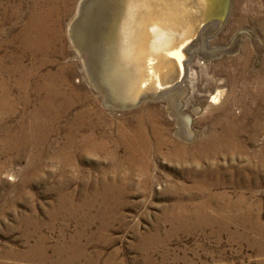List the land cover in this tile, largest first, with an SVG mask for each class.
Masks as SVG:
<instances>
[{"label":"rangeland","instance_id":"obj_1","mask_svg":"<svg viewBox=\"0 0 264 264\" xmlns=\"http://www.w3.org/2000/svg\"><path fill=\"white\" fill-rule=\"evenodd\" d=\"M91 1L81 0L75 14L79 0H22L17 21H0V264H264V0H231L227 21L203 34L204 56L188 51L195 97L217 85L227 91L193 128L219 118L223 102L244 125L234 145L204 151L191 143L206 132L181 141L162 101L110 110L88 86L75 59L76 34L66 29L69 19L72 29L87 21ZM10 3L0 0V12ZM33 5L43 17L38 28L47 36L58 30L45 70L59 67L64 75L48 104L27 72L11 69V36Z\"/></svg>","mask_w":264,"mask_h":264},{"label":"bare ground","instance_id":"obj_2","mask_svg":"<svg viewBox=\"0 0 264 264\" xmlns=\"http://www.w3.org/2000/svg\"><path fill=\"white\" fill-rule=\"evenodd\" d=\"M10 6H3L0 12V21L7 23L17 21L23 10L22 0H10ZM47 1V0H46ZM86 2V1H85ZM231 0H229V3ZM35 2L34 4H37ZM81 0L76 5L75 14L82 6ZM85 6V5H84ZM45 7V6H44ZM43 7V8H44ZM88 19L86 22L79 20L71 27L69 19L66 30L71 29L76 34L77 39L74 41L75 59L79 62L82 75L85 78L90 88L94 89L102 97L104 107L113 109H125L134 106H139L143 102L162 101L165 104L166 111L169 117L174 121L175 133L182 140H187L193 136H200L206 132L204 137L198 139L191 146L199 147L202 151L205 147H223L234 145L236 142L237 127L243 125V121H234L230 116V106L227 103H222L220 106L221 116L209 124H205L203 129L197 132L193 128V119L196 118V123L204 122L207 114L204 110L211 107L209 104L216 105L221 103L225 98L226 88L222 85L214 87L212 92L206 91V96L195 97L196 89V73L190 70L184 73L179 83H175L171 87L165 89H149L152 87L151 73L155 70V65L151 64L147 69L138 68L135 66V58L145 49H150L164 37H171L177 34L181 17L185 14H190L196 7L194 0H93L87 6ZM39 7L32 6V10L26 16L23 25L19 26L15 34H11V69L13 74L15 70H24L27 72L28 85L41 94L48 104L50 97L54 94V89L57 93L60 91L58 86L59 79L63 74L62 68L52 70L46 69L48 63H52L49 59L48 51L50 44L55 43L57 32L47 36L45 28H38L42 18L36 13ZM47 8V7H46ZM50 8V7H49ZM47 11V10H46ZM50 12V11H49ZM230 4L225 15L222 26L229 16ZM40 13V12H39ZM47 13V12H46ZM48 14V13H47ZM44 15V14H43ZM50 15V13H49ZM78 15V14H77ZM50 17V16H49ZM45 18V17H44ZM52 18V17H51ZM73 18V17H72ZM71 18V19H72ZM85 16H83V19ZM55 19V18H54ZM53 19V20H54ZM81 19V18H80ZM52 20V19H51ZM48 21V20H47ZM50 22V21H49ZM75 22V21H74ZM73 22V23H74ZM72 23V25H73ZM87 23V25H86ZM180 24V25H178ZM46 25V24H45ZM48 25V24H47ZM86 25V27H85ZM218 23L206 24L202 29V33L195 40L189 43L188 51L195 50L200 56H204L205 44L203 37L209 29H213ZM178 26V28H177ZM43 27V25H42ZM85 27L84 32L80 33L81 28ZM176 28V30H175ZM38 30V31H37ZM171 30V31H170ZM40 31V32H39ZM170 31V32H169ZM72 34V33H71ZM59 35V33H58ZM47 36V37H46ZM248 36L253 39L256 34L249 32ZM247 36V37H248ZM259 38V37H258ZM59 39V37L57 38ZM261 40V39H260ZM58 40H56L57 42ZM254 41V40H253ZM59 43V42H58ZM201 47H198V46ZM29 55L34 57L30 65H26L24 60ZM38 55L42 58H38ZM153 55V54H152ZM186 61L184 63V66ZM60 66V65H59ZM62 67V65H61ZM41 70L38 80H34V75ZM11 72V73H12ZM17 72V71H16ZM67 72V71H66ZM157 72V71H156ZM159 72V71H158ZM81 73V72H80ZM20 74V73H19ZM17 77V76H16ZM65 77V76H64ZM68 77V76H67ZM22 78V77H21ZM63 78V77H62ZM66 78V77H65ZM24 79V78H23ZM67 79V78H66ZM64 81V80H63ZM67 81V80H66ZM15 83V82H14ZM19 83V82H18ZM33 83L35 86H33ZM39 83L41 85H39ZM66 83V82H65ZM154 83V82H153ZM20 84V83H19ZM26 84V83H23ZM22 84V86H23ZM70 85V82H69ZM156 85V83H155ZM20 86V85H19ZM39 86V87H38ZM65 87V86H64ZM67 87V86H66ZM20 88V87H19ZM69 88V87H68ZM148 89V90H145ZM66 90V89H65ZM75 90V89H74ZM64 91V90H63ZM71 91V90H70ZM146 91V92H144ZM53 93V94H52ZM76 93V92H75ZM61 94V93H60ZM59 94V95H60ZM77 94V93H76ZM40 95V97H41ZM57 95V94H56ZM55 96V95H54ZM42 97V98H43ZM37 98V97H36ZM24 99V98H23ZM27 99V98H26ZM40 99V98H39ZM54 99V98H53ZM52 99V100H53ZM63 99V98H61ZM29 100V99H28ZM56 100V99H55ZM26 101V100H25ZM44 101V99H43ZM51 101V100H50ZM49 101V102H50ZM61 101V100H60ZM28 102V101H26ZM55 102V101H54ZM59 102V101H58ZM46 104V103H45ZM57 104V103H56ZM63 104V103H62ZM40 105V104H39ZM38 105V107H39ZM52 105V103H51ZM70 105V103H69ZM12 106V105H11ZM37 106V105H36ZM55 106V105H54ZM67 106V105H66ZM59 107V105H58ZM214 107V106H213ZM46 108V107H45ZM13 109V108H12ZM69 109V108H68ZM147 109V108H146ZM216 109V108H215ZM11 110V109H10ZM35 111V110H34ZM37 111V110H36ZM48 111V110H47ZM92 111V110H91ZM90 111V112H91ZM139 111V110H138ZM212 111V110H211ZM244 111V110H243ZM30 112V111H29ZM44 112V111H43ZM93 112V111H92ZM46 113V112H45ZM67 113V112H66ZM79 113V112H78ZM84 113V112H83ZM139 113V112H138ZM152 113V112H151ZM260 113V112H259ZM31 114V113H30ZM57 114V112H56ZM55 114V115H56ZM87 114V112H86ZM85 114V115H86ZM141 114V113H140ZM153 114V113H152ZM247 114V112H245ZM252 114V113H251ZM262 114V113H261ZM65 115V114H64ZM81 115V114H80ZM90 116V114L88 113ZM96 115V114H95ZM148 115V114H147ZM150 115V114H149ZM244 115V114H243ZM28 116V115H27ZM44 116V115H43ZM72 116V115H71ZM87 116V115H86ZM141 116V115H140ZM152 116V115H151ZM150 116V117H151ZM258 116V115H257ZM36 117V115H35ZM77 117V116H76ZM135 117V116H134ZM38 118V117H37ZM45 118V117H44ZM59 118V117H58ZM86 118V117H85ZM207 118V117H206ZM252 128L256 130L258 121L256 115ZM262 118V117H261ZM89 119V118H88ZM91 119V118H90ZM159 119V117H158ZM157 119V120H158ZM168 119V118H167ZM243 119V118H242ZM249 119V118H248ZM34 120H37L36 118ZM51 120V119H50ZM55 120V119H54ZM65 120V119H64ZM74 120V119H72ZM87 120V119H86ZM133 120V119H132ZM137 120V119H136ZM141 120V119H140ZM149 120V119H148ZM153 120V119H152ZM209 120V119H208ZM31 121V120H30ZM42 121V120H41ZM44 121V120H43ZM59 121V120H58ZM79 121V118H78ZM101 121V120H100ZM144 121V120H143ZM207 121V120H206ZM246 121V120H245ZM47 122V121H46ZM68 122V121H67ZM66 122V123H67ZM91 122V121H90ZM96 122V121H95ZM99 122V121H98ZM138 122V121H137ZM141 122V121H140ZM149 122V121H148ZM260 122V121H259ZM262 122V121H261ZM33 123V122H32ZM37 123V122H36ZM207 123V122H206ZM89 124V123H88ZM93 124V123H92ZM96 124V123H95ZM94 124V125H95ZM136 124V123H135ZM141 124V123H140ZM162 124V123H160ZM264 124V123H263ZM20 125V124H19ZM30 125V124H29ZM44 125V124H43ZM42 125V126H43ZM46 125V124H45ZM79 125V124H78ZM100 125V124H98ZM155 125V124H154ZM35 126V125H34ZM33 126V127H34ZM39 126V125H38ZM90 127V125H88ZM126 126V125H125ZM124 126V127H125ZM137 126V125H136ZM157 126V125H155ZM159 126V125H158ZM244 126V125H243ZM24 127V126H23ZM36 127V126H35ZM67 127V124H66ZM84 127V126H83ZM87 127V128H89ZM135 127V126H134ZM142 127V126H141ZM153 127V126H152ZM161 127V126H160ZM173 127V126H172ZM261 127V126H260ZM42 128V127H41ZM74 128V127H73ZM77 128V127H76ZM157 128V127H156ZM207 128V131L204 129ZM246 128V127H245ZM30 129V128H29ZM79 129V128H78ZM81 129V128H80ZM94 129V128H93ZM137 129V128H136ZM149 129V128H148ZM166 129V128H164ZM242 129V128H241ZM262 129V128H261ZM83 130V129H82ZM89 130V129H88ZM126 130V129H123ZM129 130V129H128ZM153 130V129H152ZM155 130V129H154ZM258 130V128H257ZM18 131V130H17ZM68 131V130H67ZM85 131V130H84ZM141 131V130H140ZM150 131V130H149ZM170 131V130H169ZM173 131V130H172ZM242 131V130H241ZM22 132V131H21ZM91 132V131H90ZM135 132V131H134ZM151 132V131H150ZM243 132V131H242ZM253 132V131H252ZM250 132V133H252ZM26 133V132H25ZM38 133V132H37ZM40 133V132H39ZM67 133V132H66ZM83 133V132H82ZM127 133V132H126ZM147 133V132H146ZM87 134V133H86ZM85 134V135H86ZM90 134V133H89ZM154 134V133H153ZM171 134V133H170ZM254 134V133H253ZM101 135V134H100ZM103 135V134H102ZM134 135V134H133ZM43 136V135H42ZM67 136V135H66ZM74 136V135H73ZM128 136V135H127ZM131 136V135H130ZM238 136V135H237ZM246 136V135H245ZM18 137V136H17ZM16 137V139H17ZM28 137V136H27ZM89 137V136H88ZM120 137V136H119ZM135 137V135H134ZM143 137V136H142ZM252 137V136H251ZM19 138V137H18ZM72 138V137H71ZM90 138V137H89ZM93 138V137H92ZM100 138V137H99ZM98 138V139H99ZM144 138V137H143ZM164 138V137H163ZM166 138V137H165ZM171 138V136H170ZM121 139V138H120ZM129 139V138H128ZM138 139V138H137ZM241 139V138H240ZM22 140V139H21ZM77 140V139H74ZM83 140V139H82ZM135 140V139H134ZM14 141V140H13ZM23 141V140H22ZM66 141V139H65ZM88 141V140H87ZM91 141V140H89ZM93 141V140H92ZM123 141V140H122ZM142 141V140H141ZM158 141V140H156ZM177 141V140H176ZM180 141V139H179ZM163 142V141H162ZM7 143V142H6ZM12 143V142H11ZM78 143V142H77ZM118 143V142H117ZM166 143V142H165ZM183 143V142H182ZM13 144V143H12ZM73 144V143H72ZM94 144V143H93ZM100 144V143H99ZM103 144V143H102ZM133 144V143H132ZM131 144V145H132ZM151 144V143H150ZM161 144V143H160ZM164 144V143H163ZM168 144V143H167ZM173 144V143H170ZM178 144V143H177ZM181 144V143H180ZM240 144V143H239ZM15 145V144H14ZM19 145V144H18ZM70 145V144H69ZM79 145V144H78ZM91 145V144H90ZM98 145V144H97ZM126 145V144H125ZM130 145V144H129ZM156 145V144H155ZM183 145V144H182ZM25 146V145H24ZM68 146V145H66ZM73 146V145H72ZM123 146V145H122ZM148 146H150L148 144ZM162 146V144H161ZM160 146V147H161ZM164 146V145H163ZM185 146V145H184ZM86 147V146H85ZM107 147V146H106ZM82 148V147H81ZM96 148V146H94ZM93 148V149H94ZM178 148V147H177ZM183 148V147H182ZM234 148V147H233ZM238 148V147H237ZM264 148V147H263ZM90 149V148H89ZM101 149V148H100ZM125 149V148H124ZM133 149V148H132ZM142 149V148H141ZM140 149V150H141ZM148 149V148H147ZM184 149V148H183ZM186 149V148H185ZM215 149V148H213ZM223 149V148H222ZM86 150V149H85ZM136 150V149H135ZM164 150V149H163ZM173 149H171L172 152ZM177 150V149H175ZM194 150V149H193ZM196 150V149H195ZM194 150V151H195ZM209 150V149H208ZM218 150V149H217ZM244 150V149H242ZM241 150V151H242ZM263 150V149H262ZM94 151V150H93ZM154 151V150H153ZM166 151V150H165ZM130 152V151H128ZM217 152V151H216ZM115 153V152H114ZM140 153V152H139ZM144 153V152H143ZM160 153V152H159ZM167 153V152H166ZM184 153V151H183ZM208 153V152H207ZM228 153V151H227ZM262 153V152H261ZM154 154V153H153ZM176 154V153H175ZM174 154V155H175ZM133 155V154H132ZM141 155V154H140ZM205 155V154H204ZM221 155V154H219ZM224 155V154H223ZM115 156V155H114ZM153 156V155H152ZM158 156V155H157ZM156 156V158H157ZM179 156V155H178ZM185 156V155H184ZM192 156V155H190ZM216 156V155H215ZM258 156V155H257ZM145 157V156H144ZM160 157V156H159ZM187 157V156H185ZM129 158V157H128ZM204 158V157H203ZM214 158V157H213ZM125 159V158H124ZM130 159H132L130 157ZM190 160V159H189ZM263 160V159H262ZM142 161V160H141ZM149 161V160H148ZM141 164V163H140ZM218 166V165H217ZM115 168V167H114ZM184 168V166H183ZM116 169V168H115ZM149 169V167H148ZM148 171V170H147ZM114 173V172H113ZM201 173V172H200ZM148 174V173H146ZM191 174V173H190ZM209 174V173H208ZM227 174V173H226ZM235 174V173H234ZM212 175V174H211ZM181 176V175H180ZM219 176V175H218ZM241 176V175H240ZM144 177V176H143ZM148 177V175H147ZM206 177V176H205ZM225 177V176H224ZM149 178V177H148ZM218 178V177H217ZM238 178V177H237ZM241 178V177H240ZM247 178V177H246ZM147 179V178H146ZM187 179V178H186ZM200 179V178H199ZM226 179V178H225ZM243 179V178H242ZM245 179V178H244ZM148 180V179H147ZM189 180V179H188ZM197 181V180H196ZM204 181V180H203ZM203 181L202 184H203ZM229 181V180H228ZM251 181V180H250ZM149 182V181H148ZM210 182V181H209ZM219 182V181H218ZM223 182V181H222ZM232 182V181H231ZM143 183V182H142ZM141 183V185H142ZM180 183V182H179ZM247 183V182H246ZM185 184V183H184ZM198 184V183H197ZM232 184V183H231ZM115 185V184H114ZM179 185V184H178ZM186 185V184H185ZM207 185V184H206ZM221 185V184H220ZM229 185V184H228ZM241 185V184H240ZM239 185V186H240ZM112 186V185H111ZM216 186V185H215ZM233 186V185H232ZM244 186V185H243ZM186 187V186H185ZM218 187V186H217ZM108 188V187H107ZM189 188V187H188ZM210 188V186H209ZM206 188V189H209ZM215 188V187H214ZM213 188V189H214ZM250 188V187H249ZM197 189V188H196ZM189 190V189H188ZM187 190V191H188ZM103 191V190H102ZM186 191V192H187ZM191 191V190H190ZM209 191V190H208ZM193 192V190H192ZM196 192V191H195ZM104 193V192H103ZM184 193V192H183ZM214 193V192H213ZM220 193V192H219ZM226 193V192H224ZM106 194V193H105ZM185 194V193H184ZM187 194V193H186ZM189 194V193H188ZM195 194V193H194ZM183 195V194H182ZM198 195V194H197ZM217 195V193H216ZM219 195V194H218ZM252 195V194H251ZM177 196V194H176ZM203 196V195H202ZM207 196V194L205 195ZM209 196V195H208ZM214 196V195H213ZM224 196V194H223ZM228 196V195H227ZM181 197V195H180ZM183 197V196H182ZM238 197V196H237ZM245 197V196H244ZM243 197V199H244ZM196 198V197H195ZM224 198V197H223ZM231 198V197H230ZM213 199V198H212ZM218 199V198H217ZM228 199V198H227ZM241 198H239L240 200ZM242 199V200H243ZM245 200V199H244ZM247 200V199H246ZM251 200V199H250ZM204 201V199H203ZM211 201V199H210ZM214 201V200H212ZM230 201V200H229ZM235 201V200H234ZM241 201V200H240ZM239 201V202H240ZM192 202V201H191ZM194 202V201H193ZM200 202V201H199ZM202 202V201H201ZM206 202V201H205ZM232 202V201H230ZM243 202V201H242ZM241 202V203H242ZM173 203H176V201ZM195 203V202H194ZM233 203V202H232ZM255 203V201H254ZM203 204V203H202ZM223 204V203H221ZM243 204V203H242ZM186 205V204H185ZM190 205V204H189ZM192 205V204H191ZM201 205V204H200ZM237 205V204H236ZM246 205V204H245ZM248 205V204H247ZM175 206V205H174ZM173 206V207H174ZM177 206V205H176ZM206 206V205H205ZM215 206V205H214ZM230 206V205H229ZM253 206V205H252ZM186 207V206H185ZM226 207V205H225ZM251 207V206H250ZM255 207V206H254ZM259 207V206H258ZM180 208V207H179ZM182 208V207H181ZM190 208V207H189ZM198 208V207H197ZM207 208V207H206ZM228 208V207H227ZM194 209V208H193ZM196 209V207H195ZM208 209V208H207ZM238 209V208H237ZM243 209V207L241 208ZM250 209V208H249ZM173 210V209H171ZM189 210V209H188ZM220 210V208H219ZM229 210V209H228ZM227 210V211H228ZM247 210V209H246ZM196 211V210H195ZM198 211V210H197ZM208 211V210H207ZM211 211V208H210ZM221 211V210H220ZM238 212V210L235 209ZM240 211V210H239ZM172 212V211H171ZM191 212V211H190ZM194 212V211H192ZM222 212V211H221ZM241 212H244L241 210ZM240 212V213H241ZM246 212V211H245ZM249 212V211H248ZM169 213V212H168ZM181 213V212H180ZM196 213V212H195ZM198 213V212H197ZM196 213V214H197ZM229 213V212H228ZM188 214V213H187ZM213 214V212H212ZM215 214V213H214ZM225 214V213H224ZM237 214V213H233ZM170 215V214H169ZM199 215V214H198ZM206 215V214H205ZM239 215V214H238ZM242 215V214H241ZM179 216V215H178ZM215 216V215H214ZM218 216V215H217ZM221 216V215H220ZM224 216V215H223ZM240 216V215H239ZM168 217V216H167ZM185 217V215H184ZM187 217V216H186ZM203 217V216H202ZM209 217V215H208ZM166 218V217H165ZM181 218V217H180ZM212 218V217H211ZM225 218V216H224ZM231 218V217H230ZM234 218V217H233ZM245 218V217H244ZM243 218V219H244ZM208 219V218H207ZM229 219V217H228ZM242 219V220H243ZM248 219V218H247ZM191 220V219H190ZM198 220V219H197ZM202 220V219H201ZM221 220V219H220ZM232 220V219H231ZM230 220V221H231ZM245 220V219H244ZM243 220V221H244ZM166 221V220H165ZM173 221V220H172ZM176 221V220H175ZM178 221V220H177ZM192 221V220H191ZM212 221V220H211ZM215 221V220H214ZM217 221V220H216ZM240 221V220H239ZM242 221V222H243ZM190 222V221H189ZM195 222V221H194ZM221 222V221H220ZM224 221H222L223 223ZM229 222V221H228ZM177 223V222H176ZM182 223V222H181ZM221 223V224H222ZM169 224V223H168ZM186 224V223H185ZM199 224V223H198ZM204 224V223H203ZM243 224V223H242ZM173 225V224H172ZM177 225V224H176ZM193 225V224H192ZM210 225V224H209ZM207 226V225H206ZM227 226V225H226ZM225 226V227H226ZM40 238V237H39ZM39 240V239H38ZM37 240V241H38ZM35 244V243H34ZM37 245V244H35ZM39 246V245H37ZM35 249V248H34ZM38 250V249H37ZM34 251V250H33ZM40 251V250H39ZM42 251V250H41ZM71 252V251H70ZM71 254V253H70ZM86 254V253H85ZM43 255V254H42ZM30 256V255H29ZM39 256V255H38ZM67 256V255H66ZM40 257V256H39ZM42 258V257H41ZM40 258V260H41Z\"/></svg>","mask_w":264,"mask_h":264},{"label":"water","instance_id":"obj_3","mask_svg":"<svg viewBox=\"0 0 264 264\" xmlns=\"http://www.w3.org/2000/svg\"><path fill=\"white\" fill-rule=\"evenodd\" d=\"M194 2L196 7L192 13L181 17L180 24L183 26L179 28L177 26V34L172 37L167 36L166 41L162 37V42L143 52L140 51L134 59L135 66L138 65V68L147 69L151 64L155 65L154 72L150 74L155 80H152V87L149 89H165L181 80L185 73L184 63L188 59L189 43L202 33V28L206 24L218 23L215 27L217 29L224 21L230 4L229 0H210V2L194 0Z\"/></svg>","mask_w":264,"mask_h":264},{"label":"snow or ice","instance_id":"obj_4","mask_svg":"<svg viewBox=\"0 0 264 264\" xmlns=\"http://www.w3.org/2000/svg\"><path fill=\"white\" fill-rule=\"evenodd\" d=\"M209 2H210V0H209Z\"/></svg>","mask_w":264,"mask_h":264}]
</instances>
